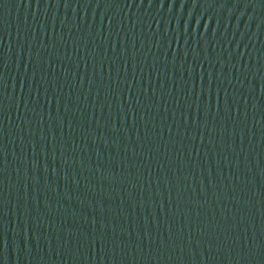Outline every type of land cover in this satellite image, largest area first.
<instances>
[{
  "label": "water",
  "instance_id": "1",
  "mask_svg": "<svg viewBox=\"0 0 264 264\" xmlns=\"http://www.w3.org/2000/svg\"><path fill=\"white\" fill-rule=\"evenodd\" d=\"M0 264H264V0H0Z\"/></svg>",
  "mask_w": 264,
  "mask_h": 264
}]
</instances>
